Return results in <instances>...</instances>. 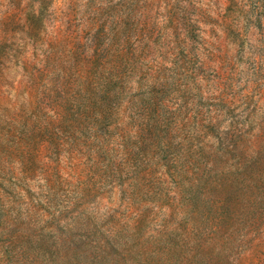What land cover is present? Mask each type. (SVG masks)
<instances>
[{
	"label": "rangeland",
	"instance_id": "374dc122",
	"mask_svg": "<svg viewBox=\"0 0 264 264\" xmlns=\"http://www.w3.org/2000/svg\"><path fill=\"white\" fill-rule=\"evenodd\" d=\"M49 3L50 0H27L21 7L20 0H0V190L6 198L15 199L18 196L15 188L27 187L29 178L36 189L43 188L41 181L45 179L59 186L61 172L79 167H73V159L87 154L89 161L92 160L94 145H88L87 139L81 140L76 135V131H81L86 138L96 137V155L102 157L90 171L108 184L119 186L121 204L133 209L134 224L131 228L121 224L114 212H100L96 204L90 206L86 220L71 228L53 222V229L45 232L21 220L19 214L5 219L6 212L0 202V264H264V138L250 139L239 127L229 136L219 133L217 127L218 135L223 136L220 146L211 143L200 146L199 131L193 126L187 147L177 145L172 152L177 177L174 196L155 184L146 171L130 175L124 172L116 163L115 148H108L118 133L127 138L133 130L131 125L124 128L118 124L115 101L125 95L122 89L114 88L111 97L105 94L99 104L92 101L102 119L84 123L83 115L69 119L67 114L64 120H53L47 114L50 106L59 113V103L65 99L67 107L83 103L82 98L71 92L61 96L64 86L54 77L50 82L56 95L39 82L37 62L44 65L47 61L49 72L58 65L73 64L72 51L63 54L64 43L57 42L53 49L43 47L48 40H55L56 16L47 11ZM250 3L249 12L242 15H234L233 4L220 20L202 13L191 0L185 6L178 3L171 13L175 21L173 41L168 33L149 25L148 12L152 5L146 0L143 10L133 13L131 24L122 31L120 46L131 49L129 38L139 32L137 53L147 50L153 59L157 55L167 59L169 53H176L177 60L182 59L194 74L203 72L206 82L203 90L211 93L218 82L233 79L231 61H245L246 57L250 61L248 53L264 59V0H250ZM64 17L65 40L79 45L75 39L79 36V24L71 11L64 12ZM112 19L106 17L105 22ZM96 23L92 20L91 27L85 26L86 40L79 45L78 52L90 51L107 39V34L92 32ZM57 52L61 55H56ZM54 55L55 62L51 60ZM124 63L132 67L127 56ZM85 67L81 64V68ZM17 77H20L19 87L13 100L11 89ZM248 78L264 79V68L260 73L241 71L235 77L237 83ZM230 87L226 84L227 95L223 96L221 105L232 103ZM29 88L34 104L25 102L23 96ZM105 104V108H100ZM228 116L234 124L243 123L248 110L244 108L235 115L230 110L225 118ZM260 119L264 121V115ZM134 124L146 144L153 143L160 134L139 116ZM81 144L88 147V153L83 152ZM127 146L131 150L138 145ZM105 190L111 191L103 187L96 190L93 184L88 198L94 199L96 191ZM162 205H168L171 211L165 212ZM157 217L159 228L153 223Z\"/></svg>",
	"mask_w": 264,
	"mask_h": 264
},
{
	"label": "clouds",
	"instance_id": "9594fccd",
	"mask_svg": "<svg viewBox=\"0 0 264 264\" xmlns=\"http://www.w3.org/2000/svg\"><path fill=\"white\" fill-rule=\"evenodd\" d=\"M145 2L146 0H50L47 11L53 12L56 16L55 40H48L43 47L53 49L57 47V42L64 43L63 54L66 55L71 50L73 64L58 65L53 72H49L47 61L44 65L37 62L35 67L40 70L39 82L47 85L52 95H56V89L50 82V78L54 77L56 82L64 86L61 96L71 92L82 98V104L69 105L66 111L69 119L83 115L84 123L103 118L95 110L93 100L99 104L105 94L111 97L114 88L122 89L125 95L115 101L120 117L118 124L124 128L131 125L133 130L127 138L118 133L113 142L109 143L108 148H115L116 163L124 172L130 175L132 172L146 171L155 184L168 192L169 196H174L177 190V177L173 171L172 152L177 145L187 147L192 139L193 126L199 131L200 146L209 143L215 147L220 146L223 136L218 135L217 127L219 133H226L229 136L234 128L239 127L250 139L264 138V121L260 119V116L264 115V79H240L238 83L235 79L241 71L260 73L264 68V59L260 55L253 56L248 53L250 61L247 57L245 61H231L233 79L225 83L218 82L211 93L204 91L203 84L206 82L203 72L194 74L182 59L177 60L176 53H169L167 59L159 55L153 59L147 50L143 54L137 53L135 48L136 41L140 38L139 32L129 38L132 44L131 49L121 48L122 31H126L131 24L132 14L143 10L142 6ZM187 2L188 0H147V3L152 5L148 12L149 25L154 24L162 32L168 33L170 39L174 41L172 25L175 21L171 13L178 3L185 6ZM191 2L213 20H220L221 17L226 16L233 4L236 5L234 15L247 13L251 8L250 0H191ZM26 3L27 0H20L21 7ZM217 4L220 5L219 8ZM66 11H71L73 18L79 24V36L75 37L79 45L85 43L84 29L86 25L91 27L92 20L97 21L92 32L100 33L101 36L107 34V39L90 51L78 52L79 45L66 41L64 37L65 29L62 20L66 19L64 17ZM36 15L39 16V5H37ZM106 17L113 19L105 22ZM200 26L204 27V24L201 23ZM49 31L51 32V29ZM39 34L44 35L43 32ZM39 55L40 59H44L42 54ZM56 55L61 53L57 52ZM185 55L188 53L185 52ZM126 56L132 64L130 68L124 63ZM55 58L54 55L51 60L55 62ZM81 64L86 67L81 68ZM19 80L20 77H17V83L11 89L10 99L14 100L17 95ZM226 84L231 85L229 91L232 103L225 106L221 105V100L224 95H227ZM23 96L25 102L35 103L30 88L24 90ZM244 108L248 110V118L243 123L234 124L231 116L225 118L230 110L235 115L242 112ZM47 114L53 120L64 118L51 106ZM137 116L149 128L156 127L159 130L160 134L155 137L153 143L143 142V134L134 124ZM221 120L222 123H218ZM76 135L81 140L87 139L88 145H94L91 149L92 160L89 161L87 154L80 156L78 160L73 159L71 161L73 167L75 165L79 167L61 172L59 186L45 179L41 181L43 188L36 189L29 178L26 180L27 187L15 188V192L18 193L15 199L6 198L3 190H0V202L3 203V209L6 212L5 219L14 218L19 214L21 220L47 232L53 229V222H59L62 227L71 228L86 220L90 215V206L98 204L100 212L107 211L110 214L114 212L115 216L120 218L121 224H126L129 228L133 227L134 218L131 215L133 209L127 205L122 206L119 186L108 184L105 179H101L99 175H93L90 171L96 162L102 159L96 155L98 151V146H95L97 145L96 137L86 138L81 131H76ZM129 143L138 146L130 150L127 146ZM68 146L65 145L66 148ZM80 148L84 153H88V147L84 144H81ZM66 155L76 156L79 153H66ZM165 157L169 158L168 161ZM131 182L128 181V183ZM93 184L96 190L103 187L110 188L111 191H96L94 199H89L88 190ZM162 208L165 212L171 211L168 205H162ZM122 213H124L123 216ZM153 223L159 228V217L155 218Z\"/></svg>",
	"mask_w": 264,
	"mask_h": 264
},
{
	"label": "trees",
	"instance_id": "16d2710c",
	"mask_svg": "<svg viewBox=\"0 0 264 264\" xmlns=\"http://www.w3.org/2000/svg\"><path fill=\"white\" fill-rule=\"evenodd\" d=\"M102 103H104V102H102ZM60 104V111H59V114H61L64 118H63V120L64 119H66L67 118V114H68V112L66 111V108H67V100L65 99V101H62L61 103H59ZM105 106H106V104L105 105H103V106H101L100 108H105Z\"/></svg>",
	"mask_w": 264,
	"mask_h": 264
}]
</instances>
